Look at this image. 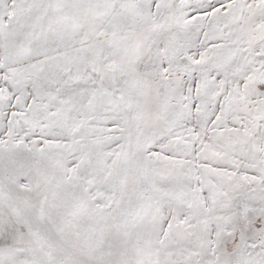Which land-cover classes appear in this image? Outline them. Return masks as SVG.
<instances>
[{"label": "snow or ice", "instance_id": "snow-or-ice-1", "mask_svg": "<svg viewBox=\"0 0 264 264\" xmlns=\"http://www.w3.org/2000/svg\"><path fill=\"white\" fill-rule=\"evenodd\" d=\"M0 264H264V0H0Z\"/></svg>", "mask_w": 264, "mask_h": 264}]
</instances>
